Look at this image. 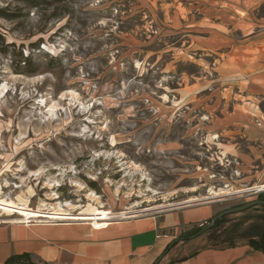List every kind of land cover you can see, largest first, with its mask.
I'll return each instance as SVG.
<instances>
[{"label": "rangeland", "instance_id": "rangeland-1", "mask_svg": "<svg viewBox=\"0 0 264 264\" xmlns=\"http://www.w3.org/2000/svg\"><path fill=\"white\" fill-rule=\"evenodd\" d=\"M229 1L0 0L14 14L0 33L16 44L0 51V197L74 212L245 186L222 210L259 199L264 182L238 172L211 129L232 110L264 115L238 66L244 14ZM27 56L37 73H16Z\"/></svg>", "mask_w": 264, "mask_h": 264}, {"label": "crops", "instance_id": "crops-1", "mask_svg": "<svg viewBox=\"0 0 264 264\" xmlns=\"http://www.w3.org/2000/svg\"><path fill=\"white\" fill-rule=\"evenodd\" d=\"M229 6L244 14L239 19L245 29L239 69L245 72L252 94L264 99V0H231ZM263 117L250 106L229 111L211 125L215 135L228 140L218 146L220 153L226 151L228 158L238 161V172L254 169L245 178L260 182H264ZM208 202L110 219L1 220L0 264L18 254H29L39 264H264L263 206L227 214L215 227L190 237L187 230L208 223L222 210L219 200Z\"/></svg>", "mask_w": 264, "mask_h": 264}, {"label": "bare ground", "instance_id": "bare-ground-1", "mask_svg": "<svg viewBox=\"0 0 264 264\" xmlns=\"http://www.w3.org/2000/svg\"><path fill=\"white\" fill-rule=\"evenodd\" d=\"M245 188H246V186H245ZM245 188L244 189L243 188H241V189L238 188V189H235V190H231V189H220V190L211 189L210 190V194H211L212 197L218 198V199H214V200H221L223 196H228V195H231V194H236L237 195V194L246 192V190L249 189V188H246V189ZM253 191H255V192L264 191V185H260V186L254 187ZM197 199L198 198H190L189 201L192 202V201L197 200ZM67 205L69 206L70 204H67ZM169 205H172V204L170 203V204L156 205V206L151 207V208L150 207L146 208L143 211H145V212L150 211L151 212L154 209L165 208L166 206H169ZM73 206L71 208H69V209L64 208L63 206H59V207L55 206V207L50 208V209H48L49 207L48 208L39 207V208L35 209V208H31L27 204L18 203V200L14 201L13 198L12 199H10V198L8 199L7 197L6 198H1L0 197V214H7V215H16L17 214V215H21V217L27 218L25 220L34 219V218H36V219L45 218V219H55V220H75V219L97 220V219H110V218H114V217H118V216L119 217H127V216H132V215H135L137 213L143 212V211L130 210V209L123 210V208L120 211L101 210V209H99V210H94V211L74 212V211H71L72 208H74ZM167 209H168V207H167Z\"/></svg>", "mask_w": 264, "mask_h": 264}, {"label": "trees", "instance_id": "trees-1", "mask_svg": "<svg viewBox=\"0 0 264 264\" xmlns=\"http://www.w3.org/2000/svg\"><path fill=\"white\" fill-rule=\"evenodd\" d=\"M25 1L27 2V4L29 6H34V7L38 6L37 4L34 3V0H25ZM57 1H62V0H57ZM0 17H4V18H7V19H13L14 18V14L8 12L5 9H0ZM0 39H1V44H2V46L0 47V51H2V52H5L8 47L16 45L15 42H6V40H5V38H4L2 33H0ZM23 62H24L23 66L22 65L15 66L14 70H15L16 73H28V74L37 73L38 68H32L31 67V61H30L29 56L24 58ZM259 199L264 200V193H260L259 194ZM261 206H263V205H261ZM225 216H223L222 218L218 219L215 222V225L213 227H215L218 223H220L224 219ZM202 229L192 233L191 235L200 232ZM4 264H39V263L34 262L31 259L29 254H18V255H13L10 258H8L5 261ZM43 264H50V263H43Z\"/></svg>", "mask_w": 264, "mask_h": 264}, {"label": "water", "instance_id": "water-1", "mask_svg": "<svg viewBox=\"0 0 264 264\" xmlns=\"http://www.w3.org/2000/svg\"><path fill=\"white\" fill-rule=\"evenodd\" d=\"M257 205H263L264 206V200L261 199H256V200H252L250 202L238 205V206H234L225 210H222L221 212H219L218 214H216L210 222H208V224L206 225L205 228H203L200 232L195 233L193 235H191L190 237H195L196 235L200 234L201 232L208 230L210 228H212L215 225V222L222 218L223 216L230 214V213H235V212H239V211H243L246 210L248 208H251L253 206H257Z\"/></svg>", "mask_w": 264, "mask_h": 264}, {"label": "built area", "instance_id": "built-area-1", "mask_svg": "<svg viewBox=\"0 0 264 264\" xmlns=\"http://www.w3.org/2000/svg\"><path fill=\"white\" fill-rule=\"evenodd\" d=\"M47 220H52V219H47Z\"/></svg>", "mask_w": 264, "mask_h": 264}]
</instances>
